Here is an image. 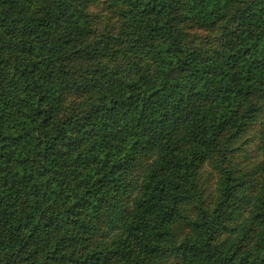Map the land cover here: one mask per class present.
Segmentation results:
<instances>
[{
    "label": "trees",
    "instance_id": "16d2710c",
    "mask_svg": "<svg viewBox=\"0 0 264 264\" xmlns=\"http://www.w3.org/2000/svg\"><path fill=\"white\" fill-rule=\"evenodd\" d=\"M96 1L0 0V264H264V0Z\"/></svg>",
    "mask_w": 264,
    "mask_h": 264
},
{
    "label": "rangeland",
    "instance_id": "374dc122",
    "mask_svg": "<svg viewBox=\"0 0 264 264\" xmlns=\"http://www.w3.org/2000/svg\"><path fill=\"white\" fill-rule=\"evenodd\" d=\"M88 13L93 22L94 31L99 35L114 34L122 28V19L117 9L110 6L107 1H96L91 4ZM193 37L198 42H203L206 38L216 37L217 33L208 30V33L195 32L192 33ZM92 37L97 35L92 33ZM264 128V115L257 121L253 129L247 134L242 141L239 150V160L245 164H256L259 161V136L260 130ZM262 133V132H261ZM215 177V176H214ZM208 182V188L213 186V179Z\"/></svg>",
    "mask_w": 264,
    "mask_h": 264
}]
</instances>
